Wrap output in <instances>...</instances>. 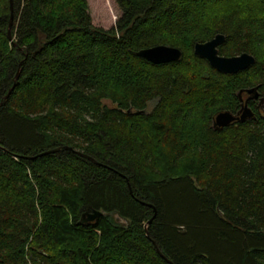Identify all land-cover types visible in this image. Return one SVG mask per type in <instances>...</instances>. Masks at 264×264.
Masks as SVG:
<instances>
[{
  "label": "trees",
  "instance_id": "obj_1",
  "mask_svg": "<svg viewBox=\"0 0 264 264\" xmlns=\"http://www.w3.org/2000/svg\"><path fill=\"white\" fill-rule=\"evenodd\" d=\"M116 2L105 29L87 0H0V264H264V0ZM219 33L256 63L194 53ZM161 44L181 59L137 55ZM252 87L256 118L214 127Z\"/></svg>",
  "mask_w": 264,
  "mask_h": 264
},
{
  "label": "water",
  "instance_id": "obj_2",
  "mask_svg": "<svg viewBox=\"0 0 264 264\" xmlns=\"http://www.w3.org/2000/svg\"><path fill=\"white\" fill-rule=\"evenodd\" d=\"M12 26H13V19L11 18L9 29H8V37L10 39H13ZM225 41H226V36L222 33H219L211 40H208L206 42H197L194 45V53L197 56L206 59L210 63V65L214 67L215 69H217L219 72L228 73V74H233V73H238L240 71H244L256 63L255 56L248 52H243L235 56H224L220 54L219 47L222 44H224ZM182 54L183 52L180 48L170 46V45H164V44L155 45V46H151L148 48H143L137 52L138 56L143 57L146 60L152 63H155V64L179 61L182 57ZM244 91L249 93L251 95V98L253 99H257L260 96L259 87H252V88L241 90L239 92V98L242 102V107L240 111L237 114H234L230 111L219 112L214 118V127L222 128V127L230 125L232 122H235V121L245 122L249 119L256 118L255 112L249 106L248 101L247 100L244 101L242 97V93ZM7 97L8 96H6L5 99H7ZM260 100L263 101V98L261 97ZM58 149L59 148L51 150V151H57ZM102 215H103V212L99 210H96L92 213L85 212L82 215L80 223L83 224L85 216H87L88 220L90 221H95V220L98 221ZM158 252L161 253L159 249H158ZM168 262H170L171 264H174L170 260H168Z\"/></svg>",
  "mask_w": 264,
  "mask_h": 264
},
{
  "label": "rangeland",
  "instance_id": "obj_3",
  "mask_svg": "<svg viewBox=\"0 0 264 264\" xmlns=\"http://www.w3.org/2000/svg\"><path fill=\"white\" fill-rule=\"evenodd\" d=\"M89 10L92 16L93 23L96 26L110 29L116 25L118 18L121 15L116 0H87ZM150 109L152 104H150Z\"/></svg>",
  "mask_w": 264,
  "mask_h": 264
},
{
  "label": "flooded vegetation",
  "instance_id": "obj_4",
  "mask_svg": "<svg viewBox=\"0 0 264 264\" xmlns=\"http://www.w3.org/2000/svg\"><path fill=\"white\" fill-rule=\"evenodd\" d=\"M242 97H243L244 101H246V100L248 101L249 106L253 109V111L255 112V114H256V110H257L258 112L260 111V109H261V104H262V102H263V101L260 100V98L262 97V96H261V93H260L259 98H257V99H253V98H251V95H250L249 93H247L246 91H244V92L242 93ZM241 107H242V102H241V100H240V109H241ZM240 109H239L235 114H237V113L240 111ZM255 109H256V110H255ZM255 116H256V115H255ZM94 223H97V221H96V220H95V221H90V220H88V217L85 216V219H84V221H83V224H84V225L89 226V225L94 224Z\"/></svg>",
  "mask_w": 264,
  "mask_h": 264
}]
</instances>
